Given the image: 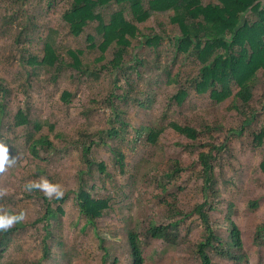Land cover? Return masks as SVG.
<instances>
[{"label": "rangeland", "instance_id": "374dc122", "mask_svg": "<svg viewBox=\"0 0 264 264\" xmlns=\"http://www.w3.org/2000/svg\"><path fill=\"white\" fill-rule=\"evenodd\" d=\"M143 1L146 5L149 0ZM67 7L68 0H0V79L4 80L0 85L8 87L0 95V142L8 144L9 157H16L14 164L0 172V189L5 190L0 196V212H25L22 225L0 245V264H35L43 256L45 222L35 220L44 215L46 203L42 192L29 193L23 187L41 176L59 183L65 198L51 200L54 208L62 206L63 213L51 220V255L41 264H132L130 229L144 240V264H199L197 250L207 232L194 209L205 201L206 209L213 206L209 210L212 232L226 244L233 221L243 239L241 249L231 248L241 260L227 255L226 244L223 253L210 250L213 264H264V239L255 242L257 228L264 224V136L260 146L254 138L264 128V77L260 74V85L247 105L235 108L231 99L217 104L209 94L194 92L182 107L165 110L167 97L177 89L165 85L167 69L186 79L197 75L200 67L193 59L175 56L174 37L179 31L168 17L156 13L138 25L145 34L163 37L157 50L134 42L124 57L125 64L111 71L100 68L113 58L112 49L101 62H94L100 56L102 40L98 23L74 37L63 20ZM117 10V6L103 10L105 24ZM19 32L20 44L16 42ZM89 35L95 38L93 42L87 40ZM47 43L70 62L69 50L83 51L81 60L92 73L68 68L56 74L29 64L31 56H43ZM31 67L36 69L34 73ZM65 92L70 93L68 100ZM112 93L113 106L109 107L106 101ZM19 110L30 121L40 122L41 130L33 125L15 127ZM115 110L119 117L115 118ZM247 120L251 122L246 124ZM121 121L130 127L121 137L109 138L106 132L119 128ZM171 123L201 131L199 141L192 142L171 128ZM152 124L162 129L156 143L148 140L147 131L137 136L140 128ZM206 126L212 130L207 132ZM243 127L244 132L235 137L233 132ZM31 133L35 139L48 136L53 142V148L40 149L38 159L30 151ZM209 135L225 145L213 160L214 189H204L199 161V153L207 151L199 145L210 141ZM102 137L107 145H94L90 156L96 162L94 174L83 178L98 187L93 196L107 199L109 207L92 224L81 213L76 198L80 171L89 170L81 160L80 141L99 142ZM116 152L123 155L122 164ZM100 162L106 165L104 173L97 166ZM176 167L179 170L170 176ZM174 220L178 221L174 245L145 237L151 222Z\"/></svg>", "mask_w": 264, "mask_h": 264}, {"label": "trees", "instance_id": "16d2710c", "mask_svg": "<svg viewBox=\"0 0 264 264\" xmlns=\"http://www.w3.org/2000/svg\"><path fill=\"white\" fill-rule=\"evenodd\" d=\"M109 6H117L119 10L112 13L109 22L105 24L102 13ZM156 13L166 15L169 23L179 31V35L174 37L175 56L193 59L200 66L197 75L186 79L182 74H173L171 69H167L165 85L175 86L177 89L167 97L165 110L182 107L194 92L199 95L209 94L211 100L217 104L231 99V104L235 108H237V104L247 105L251 101L255 89L260 85L261 76L264 77V0H149L146 5L143 0H68L63 20L69 28V33L74 37L85 33L90 24L98 23L102 40L98 45L100 56L94 62H101L105 58V53L112 49L113 58L100 69L116 71L125 64L124 57L134 42H138L142 47L158 49L163 37L158 34H145L138 26L147 22ZM21 37L22 32H19V36L16 37L18 44L22 42ZM94 39L91 35L87 37L89 42H93ZM90 47L94 49L96 45L92 43ZM43 52V56H31L27 62L43 67L45 71L53 70L56 74L68 68L82 71L86 75L92 73L91 68L85 67L81 60L80 56L83 54L81 50H69L68 55L72 62L58 55L52 44L47 43ZM139 62L143 64L141 59H138ZM30 69L31 73L36 71L34 67ZM7 92L8 87L0 85V95ZM69 97L70 93L65 92L64 99L68 100ZM113 97V93L107 97L106 103L109 107L113 106L111 101ZM114 115L115 118L119 117V111L115 110ZM113 121L114 119H110L109 122L113 123ZM250 122L247 120L246 124ZM29 125H33L36 131H40L42 128L40 122L30 121L28 114L19 110L14 126L28 127ZM170 126L192 142H198L202 135L201 131L190 125L181 126L171 123ZM127 127H130V124L121 121L119 128L111 127L106 134L109 138H119ZM216 129L219 130V127ZM161 130L152 124L140 128L137 131V136H141L143 132L147 131L148 140L156 143ZM205 130L210 132L212 128L206 126ZM244 130L245 127L241 131H234L233 134L235 137L240 136ZM29 135L28 140L32 142L30 151L34 158H40L39 152L42 147L53 148V142L48 136L35 139L32 133ZM263 136L264 128L259 135L254 134V138L258 140V146L262 144ZM209 137L210 141L199 145L201 149L207 148V151L199 153L204 189H214L217 180L215 179L213 160H215L216 154L222 152L225 147V145L217 143L212 135ZM96 144L107 145V142L104 137L99 142L90 140L89 143H84L80 141L83 151L81 160L89 170L80 171V186L76 195L81 213L92 224H95L96 219L103 215L104 209L109 207L107 199L93 196V192L98 187L94 183H90L89 179L83 178V175L90 177L94 174L92 169L96 162L90 156L92 148ZM194 146L197 147L198 144ZM116 159L119 163H123V155L120 152H116ZM97 166L101 173L105 172L106 165L103 162L98 163ZM178 170V167L173 168L169 175H173ZM41 196L46 203V211L44 215L36 218L35 223L45 222L46 232L42 241L43 256L35 264H41L42 260L50 257L51 246L48 240L54 237L50 228L51 220L56 218L59 212L63 213L61 205L54 208L51 200L43 194ZM64 199L62 197L60 200ZM256 204V202L253 203V205ZM207 205L208 202L205 201L194 209L199 214L207 232V236L200 242L197 250L200 256L199 264H213L210 250L221 249L223 253L225 250L222 248H225L223 245L226 244L227 255L231 258L239 257L241 260V257L235 256L231 250L234 247L241 249L243 246L238 226L232 221L231 239L226 244L222 242L223 240L214 231L212 232L214 229L210 221L209 210L213 206L210 205L206 209ZM21 225L20 222L8 231L0 232V245L7 240L8 233ZM177 225V220L165 224L151 222L147 227V236L145 237L163 240L174 245L177 240L175 232ZM262 231H264V224L257 228L258 236L255 237V242H263ZM128 241L133 256L132 264H144L145 250L142 236L138 231L130 229L128 230Z\"/></svg>", "mask_w": 264, "mask_h": 264}, {"label": "clouds", "instance_id": "9594fccd", "mask_svg": "<svg viewBox=\"0 0 264 264\" xmlns=\"http://www.w3.org/2000/svg\"><path fill=\"white\" fill-rule=\"evenodd\" d=\"M16 162V157H9L8 144L0 142V172L5 170L6 166H11ZM24 190L31 193L38 190L49 200H60L64 196V189L59 183L50 181L47 177L41 176L39 179L25 182ZM5 194V190L0 189V196ZM25 219V212H0V232H6L14 225L19 224Z\"/></svg>", "mask_w": 264, "mask_h": 264}]
</instances>
